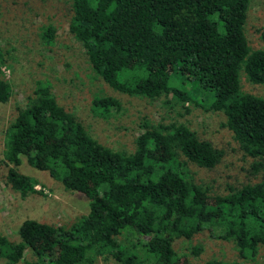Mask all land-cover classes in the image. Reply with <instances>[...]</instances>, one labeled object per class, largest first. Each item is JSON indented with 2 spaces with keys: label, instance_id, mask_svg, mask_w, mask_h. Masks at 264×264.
Instances as JSON below:
<instances>
[{
  "label": "trees",
  "instance_id": "16d2710c",
  "mask_svg": "<svg viewBox=\"0 0 264 264\" xmlns=\"http://www.w3.org/2000/svg\"><path fill=\"white\" fill-rule=\"evenodd\" d=\"M69 1L68 31L107 85L150 99L170 92L185 101L186 91L169 82L176 76L195 93L211 91L206 107L223 113L240 149L264 156V99L238 92L239 68L248 82L264 83V50H250L243 34L249 0ZM260 35L264 40V29ZM10 94L0 77V102ZM92 107L108 114L119 103L96 95ZM221 155L182 123L143 124L132 152L112 150L56 102L47 81H38L4 131L6 183L20 197L41 194L33 179L18 172L24 160L84 195L88 211L68 226L23 219L18 241L0 236V258L14 264L28 249L34 259L24 264H95L105 255L118 264H175L172 241L214 223L223 227L217 238L231 240L241 257L251 256L258 245L264 248V175L226 194H208L187 167L212 168ZM253 165L264 168L259 161ZM123 232L139 245L119 243Z\"/></svg>",
  "mask_w": 264,
  "mask_h": 264
},
{
  "label": "rangeland",
  "instance_id": "374dc122",
  "mask_svg": "<svg viewBox=\"0 0 264 264\" xmlns=\"http://www.w3.org/2000/svg\"><path fill=\"white\" fill-rule=\"evenodd\" d=\"M71 19L69 0H0V77L6 80L11 94L0 102V236L8 241H18L17 227L23 219L68 226L88 211L87 198L71 191L53 179L46 171L30 167L24 160L17 166L18 172L36 183L41 194L20 197L5 179L7 164L3 158L4 131L13 120L18 108L23 107L32 95L38 81H47L56 102L71 112L82 124L85 132L100 144L116 151L132 152L134 139L143 124L182 123L194 131L199 139L207 140L221 150L219 161L212 168L198 167L187 162V167L197 184L206 186L208 194H226L229 188L252 184L264 175V168L255 169L259 161L264 166V156L253 158L246 155L234 140L224 123L220 111L206 107L212 92L195 93L193 88L180 84L171 76V85L185 90L189 99L181 101L168 92L150 99L134 93L120 92L107 85L97 76L87 61L80 44L68 31ZM51 27V36L42 29ZM264 29V0H249L243 34L250 50H264L261 31ZM239 93H250L264 99V83L253 84L238 69ZM205 93V94H204ZM206 93L209 96H206ZM110 96L119 107L108 114L92 107L94 96ZM180 159L183 157L180 156ZM223 227L217 223L209 228L206 224L190 238H175L172 248L175 264H264V248L258 245L253 255L241 257L231 240L217 238ZM116 240L131 246L138 240L125 232ZM140 256V249L133 247ZM193 248H199L196 253ZM28 249L14 264L33 260ZM95 264H118L111 256H97ZM0 264H8L0 258ZM145 264V263H141Z\"/></svg>",
  "mask_w": 264,
  "mask_h": 264
}]
</instances>
